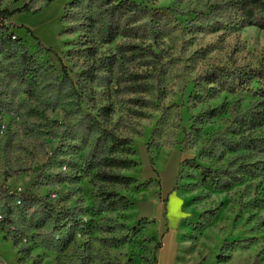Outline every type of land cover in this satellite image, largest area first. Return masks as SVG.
Returning <instances> with one entry per match:
<instances>
[{
  "label": "rangeland",
  "instance_id": "374dc122",
  "mask_svg": "<svg viewBox=\"0 0 264 264\" xmlns=\"http://www.w3.org/2000/svg\"><path fill=\"white\" fill-rule=\"evenodd\" d=\"M47 1L0 0V11L26 4L42 9L15 14L3 25L27 27L55 53L11 29V43L0 40V264H153L156 245L163 242L158 230L168 228L172 209L178 211L175 204L167 208L173 184L184 197L181 224L189 233L176 249L173 235L166 239L172 264L211 258L221 241L232 246L220 264H264V173L223 192L213 191L202 175L262 159L248 152L222 159L218 143L232 118L251 110L257 99L197 83L214 67L255 68L264 57V31H200L189 25L192 11L221 0H163L150 8L170 9L174 28L153 47L155 57H122L118 51L125 42L102 44L85 25L82 9L69 7L72 0H52L43 9ZM99 61L98 80L80 89L87 83L83 73ZM134 81L143 86L133 91L128 85ZM101 131L131 142L137 167L121 172L135 180L131 186L95 180L101 160L111 154L99 140ZM262 136L264 127L252 135ZM108 194L127 204H111ZM145 201L153 203V217L138 221V205ZM61 209L74 211L80 230L67 247L49 250L43 238H59L47 213ZM211 225L213 232L196 243Z\"/></svg>",
  "mask_w": 264,
  "mask_h": 264
},
{
  "label": "trees",
  "instance_id": "16d2710c",
  "mask_svg": "<svg viewBox=\"0 0 264 264\" xmlns=\"http://www.w3.org/2000/svg\"><path fill=\"white\" fill-rule=\"evenodd\" d=\"M160 1L163 0H144L142 3L131 0H72L69 7L82 9L81 17L84 19L85 25L91 33L96 34L102 44H112L117 39L123 40L125 43L119 48V56L147 54L155 57L152 51L153 47L168 38L174 28L171 26L172 19L166 14L170 9L152 10L150 8ZM51 3L52 0H48L43 9ZM41 11L40 8L32 11L29 4L14 11H0V40L3 39L5 42L11 43L10 36L7 34L13 26L4 27L5 19L11 18L15 14H38ZM192 14L194 18L189 22V25L208 33L224 30L235 31L245 27L264 31V0H221L208 5L204 10H194ZM76 15L77 13L72 14V18H76ZM65 18L62 19L63 22ZM26 34L37 43L38 47H42L32 31L26 29ZM43 49L48 53L55 54L52 49ZM102 62L99 61L98 64L92 65L83 73L86 84L80 87V83L77 82L75 86L86 90L89 85L94 84L98 80L96 72L103 64ZM31 70L29 68V71ZM197 83L211 86L213 89L219 90L220 93L225 92L231 95L247 92L257 99L251 110L236 114L232 118L230 125L225 130L226 136L221 137L218 143L222 159L226 153L238 152H248L250 155L256 153L262 156V159L256 162L241 163L236 167L220 171L205 169L202 173L203 182L209 183L213 191L223 192L231 189L245 178H253L264 173V136L252 137L253 133L264 127V57L255 68L240 70L225 67L211 68L197 79ZM70 84L72 86V83ZM128 86L134 91L143 85L134 81ZM110 110V105L104 107V115L107 116ZM214 114L215 111H212L206 115L213 116ZM99 140L106 144L109 153L114 156L109 154L101 160V168H98L94 174L95 180L112 186L129 187L134 184V179L121 174L122 171H130L137 167V163L130 159L134 155L131 142L127 139L117 138L106 131H101ZM211 152L212 149L207 150L208 155H211ZM107 196L111 204L121 206L127 204L124 198H120L116 194ZM47 217L52 223L53 233L58 235L59 240L50 238L51 242L49 240L47 242L48 237H44L41 244L49 250L57 249L58 246V248L60 246L67 247L80 230L74 211L61 209L55 213H47ZM13 246L17 248L18 243L14 242ZM231 246V243L224 242L220 254L216 257L219 263H223L222 254ZM156 248L159 250L160 245H156ZM23 250V253L27 252L26 249ZM21 253L20 249L19 254Z\"/></svg>",
  "mask_w": 264,
  "mask_h": 264
},
{
  "label": "crops",
  "instance_id": "0c3cea01",
  "mask_svg": "<svg viewBox=\"0 0 264 264\" xmlns=\"http://www.w3.org/2000/svg\"><path fill=\"white\" fill-rule=\"evenodd\" d=\"M12 19V18H9ZM12 24L13 28H11V31L19 38L26 40L28 37L26 34V29L27 27L17 24L15 22H10ZM35 34H37V29H33ZM174 187V184H173ZM173 187L171 191L167 194V208L170 207L171 204H175L177 206L178 211H174L172 209L170 211V217H169V223H168V228L165 231H161V229L158 230V238L160 237L162 239L161 247L157 252L155 253V259L153 264H172L170 261L169 253L168 251H165L166 249V239L168 236L173 235V242H174V248L176 249L178 247V243L181 241V237H184L185 233H189V229H186L185 227L182 226L181 224V219L185 214H187V211H185L184 207V197L180 195L177 191L173 190ZM161 193V192H160ZM161 196L160 198L162 197ZM164 195V194H163ZM160 201V200H159ZM173 211V212H172ZM214 225L206 227L202 232L200 231L198 237L196 238V243L201 244V240L204 236L211 234L214 230ZM188 230V231H187ZM186 231V232H184ZM222 242V241H221ZM218 244V249H217V254H215L213 257L207 256L204 261L201 260L202 256L196 257L192 262H189L188 264H220L217 260L216 257L219 255V249L222 247L223 242ZM189 243V241L187 242ZM203 258V259H204Z\"/></svg>",
  "mask_w": 264,
  "mask_h": 264
},
{
  "label": "water",
  "instance_id": "95a60500",
  "mask_svg": "<svg viewBox=\"0 0 264 264\" xmlns=\"http://www.w3.org/2000/svg\"><path fill=\"white\" fill-rule=\"evenodd\" d=\"M139 208V212H138V217L137 220L141 221V220H148L151 217H153L154 214V205L152 202H141L138 205Z\"/></svg>",
  "mask_w": 264,
  "mask_h": 264
},
{
  "label": "built area",
  "instance_id": "2783aa9c",
  "mask_svg": "<svg viewBox=\"0 0 264 264\" xmlns=\"http://www.w3.org/2000/svg\"><path fill=\"white\" fill-rule=\"evenodd\" d=\"M13 39H15V37H13Z\"/></svg>",
  "mask_w": 264,
  "mask_h": 264
}]
</instances>
